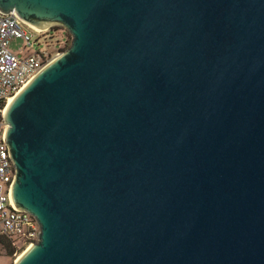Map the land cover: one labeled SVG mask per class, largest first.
<instances>
[{"label": "water", "instance_id": "obj_1", "mask_svg": "<svg viewBox=\"0 0 264 264\" xmlns=\"http://www.w3.org/2000/svg\"><path fill=\"white\" fill-rule=\"evenodd\" d=\"M67 49L3 110L13 264H264V0H0Z\"/></svg>", "mask_w": 264, "mask_h": 264}, {"label": "built area", "instance_id": "obj_2", "mask_svg": "<svg viewBox=\"0 0 264 264\" xmlns=\"http://www.w3.org/2000/svg\"><path fill=\"white\" fill-rule=\"evenodd\" d=\"M59 29L65 34L57 35L52 27L38 31L20 20L14 12L0 13V239L9 240L14 253L24 251L38 240L39 226L31 214L15 209L10 202L14 168L4 143L7 125L2 114L30 78L61 53L67 32L61 27ZM14 39L22 41L19 51L10 48Z\"/></svg>", "mask_w": 264, "mask_h": 264}, {"label": "rangeland", "instance_id": "obj_3", "mask_svg": "<svg viewBox=\"0 0 264 264\" xmlns=\"http://www.w3.org/2000/svg\"><path fill=\"white\" fill-rule=\"evenodd\" d=\"M60 27L59 26H53L52 29L55 30V33L57 35H62L65 34V32H61L59 29ZM62 28V27H61ZM52 31H49V33H51ZM67 32V31H66ZM66 38H67V41L64 45V47L62 48V50L60 52H63L65 49H67L70 45V42H71V36L70 34L67 32L66 34ZM22 46V41L21 39H14L11 41L10 43V48L12 51H19V49L21 48ZM32 50H35V47L32 48ZM1 240H4V238H1L0 239V264H13V262L15 261V259L18 257V255L23 251H18L16 253H12L11 255H6L5 254V246H4V242L1 241Z\"/></svg>", "mask_w": 264, "mask_h": 264}, {"label": "trees", "instance_id": "obj_4", "mask_svg": "<svg viewBox=\"0 0 264 264\" xmlns=\"http://www.w3.org/2000/svg\"><path fill=\"white\" fill-rule=\"evenodd\" d=\"M1 241H3L4 243V246H5V254L6 255H11L12 253H14V249H13V247H12V245H11V242L9 241V240H7V239H5V241L4 240H1Z\"/></svg>", "mask_w": 264, "mask_h": 264}, {"label": "bare ground", "instance_id": "obj_5", "mask_svg": "<svg viewBox=\"0 0 264 264\" xmlns=\"http://www.w3.org/2000/svg\"><path fill=\"white\" fill-rule=\"evenodd\" d=\"M33 29H35V28H33ZM36 30H38V29H36ZM41 30H44V29H40V30H38V31H41ZM20 254H21V253H20ZM20 254H19V255H20ZM19 255H18V256H19Z\"/></svg>", "mask_w": 264, "mask_h": 264}]
</instances>
